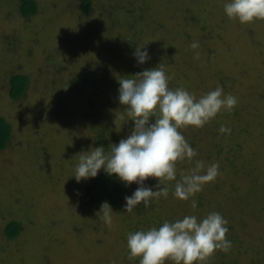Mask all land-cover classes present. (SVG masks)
Listing matches in <instances>:
<instances>
[{"label": "rangeland", "instance_id": "rangeland-1", "mask_svg": "<svg viewBox=\"0 0 264 264\" xmlns=\"http://www.w3.org/2000/svg\"><path fill=\"white\" fill-rule=\"evenodd\" d=\"M38 1L45 4L42 25L40 20H24L17 0H0V117L12 128L0 151V264L54 262L45 246L51 232L61 239L60 252L52 245L63 264H139V258L128 256V233L212 211L228 222L226 238L232 246L225 264H264V20H230L223 11L226 0H94L89 15L80 10V0L70 5V0ZM66 27H71L67 39ZM124 27L131 32V44L121 36ZM84 34L85 50L92 56L100 57L109 45L114 51L88 63L92 77L82 78L81 100L68 93L65 82L61 88L58 82L76 78L73 69L87 64L78 58L79 46L71 43ZM103 40L109 45L103 47ZM193 42L199 44L197 49L190 47ZM143 47L151 59L139 65L133 52ZM121 57L131 63L127 70ZM158 64L170 76V88H186L199 98L219 86L237 98L232 110H222L205 126L180 129L197 152L194 159L206 166L218 163L220 175L188 201L176 199L171 187L175 182L165 181L168 198L147 208L141 204L131 213H112V223L106 225L102 214L85 204L89 179L77 182L71 176L81 152L89 149L94 127L107 128L114 140L132 130L133 122H126L124 106L117 100L118 80ZM14 74L30 79L17 101L9 97ZM94 85L98 109L106 107L105 113L97 111V125L86 97ZM222 125L230 133H220ZM192 166L187 160L177 162V179ZM156 183L151 177L145 181L148 186ZM136 187L128 186L130 194ZM13 220L22 224V231L10 240L4 230Z\"/></svg>", "mask_w": 264, "mask_h": 264}, {"label": "clouds", "instance_id": "clouds-1", "mask_svg": "<svg viewBox=\"0 0 264 264\" xmlns=\"http://www.w3.org/2000/svg\"><path fill=\"white\" fill-rule=\"evenodd\" d=\"M223 11L230 20L240 24L264 20V0H226ZM190 47L197 49L199 44L193 42ZM196 55L199 58V53ZM133 57L139 65L151 59L145 47L135 48ZM170 79L162 64L121 77L117 100L124 106L126 122H133L130 134L111 144L107 152L103 146L82 151L71 176L80 182L97 177L103 170L125 187L135 183L136 189L124 197L123 210L128 213L141 204L147 208L153 201L168 198L169 185L165 181L175 182L171 187L176 199L188 201L220 175L218 163L206 166L202 160L194 159L197 152L180 129L205 126L222 110H232L237 98L225 94L219 86L197 98L186 88H170ZM219 131L230 133L231 130L222 125ZM185 160L193 166L182 171L177 179V162ZM150 177L156 179L155 185L145 184ZM191 207H197L194 199ZM98 212L106 225L112 223L113 210L108 202H103ZM227 223L216 211L201 218L190 214L165 220L159 226L128 233V256L139 258V264H165L166 261L202 264L217 250L224 253L230 250Z\"/></svg>", "mask_w": 264, "mask_h": 264}, {"label": "trees", "instance_id": "trees-1", "mask_svg": "<svg viewBox=\"0 0 264 264\" xmlns=\"http://www.w3.org/2000/svg\"><path fill=\"white\" fill-rule=\"evenodd\" d=\"M19 3V13L21 15V17L26 20L27 22L29 21H35L38 22V20H40L41 25L44 23L43 20H41V9L43 7H45V4H42V1H38V0H17ZM93 1L94 0H80V10L85 13L86 15H89L91 10H92V5H93ZM58 2L61 4L62 2L65 3V0H58ZM69 5L70 2H74V0H70L68 1ZM67 2V3H68ZM72 4V3H71ZM58 8V6H57ZM69 10V11H68ZM66 10L72 13L73 10H71V8L69 7V9ZM107 14H111V11L107 10ZM74 18V15H73ZM129 19L133 22L136 20H133L134 18H131L129 16ZM128 19V20H129ZM109 20L113 21V19L109 18ZM114 23V22H113ZM130 22L126 21L125 24L128 27V25ZM115 24V23H114ZM109 25V24H108ZM60 26V24H59ZM110 26V25H109ZM108 27V26H107ZM61 28V26H60ZM67 29L66 31V39L69 36V31L71 29V27H66ZM35 29H38L35 28ZM64 31V32H65ZM64 32L62 31V33L64 34ZM95 35H99L97 33V30H94ZM93 33V32H92ZM131 32L128 28L124 27L123 29V33L121 34V36L123 38H125L127 41H129V44H131L132 42L129 40H132L131 37ZM85 38H86V34L82 35V36H78V38L74 39L73 42H71L73 44V46L75 48H78L79 46V57L78 58H85L87 59V64L84 65V67H77L74 68L73 71H77L76 73V78H71L67 77V81L71 80L73 81L72 84H67L66 80H59L60 82H58V84L61 86H63L62 82H65V86H68V93H70V95H72L73 97H78L80 96V99H82L81 92H82V87H83V77H86L87 74L92 77L90 68L91 65L88 64L89 62L92 63L93 59H96L97 61L99 60H104L106 59L109 55L108 52L112 53L113 47L109 44H105V40L102 41L103 43V47H106L107 45L110 46V48H105L104 49V53L102 55H100V57H94L92 56L89 52H87L85 50V48H87V46L85 45ZM79 39H83V42H79ZM114 40V38H113ZM105 41V42H104ZM108 41V40H107ZM110 43L112 44V42L110 41ZM80 44V45H79ZM83 44V46L81 45ZM70 45V43H69ZM106 45V46H105ZM82 47V48H81ZM74 48V49H75ZM73 49V51H74ZM123 59V64H124V69L127 70V68L131 65L130 61L128 58L125 57H121ZM30 79L28 75L25 74H14L10 77V88H9V97L11 98V100L13 101H17L19 100L21 97L24 96V94L26 93V91L28 90L29 87V83ZM82 84V85H80ZM75 85V86H73ZM73 86V87H72ZM78 87H79V91H78ZM91 91L93 92L92 94H86V97L89 98V102H88V111H90V116L91 119L93 121V123L95 125H97L100 121V112H104L105 113V106L104 108L98 109L99 105V99H98V95H99V91L97 90V88L95 87V85L92 87ZM84 93V92H83ZM81 94V95H80ZM63 99V98H62ZM62 103V101H61ZM64 105V104H63ZM99 111V113L97 112ZM96 113V115H95ZM91 135H90V140L92 141L90 144H88L89 146L87 148L90 147H98V146H103L105 148V151H109L111 144H115L117 143V141L119 142L118 139L114 140L111 137L110 132L107 131V128H99L96 130V128L94 127L91 131ZM12 134V128L10 126V124L2 117H0V151L4 150L7 146V143L11 137ZM87 141V138L86 140ZM89 149H87L86 151H88ZM40 172L39 170H37V173ZM25 178V176L20 180L19 183H23L22 180ZM130 192L128 190V187H125L124 184L122 182H120L119 180H117L115 178V176L109 177L107 174H105L103 172V170L100 171V173L97 175V177L95 178H90L88 183H86V190H85V198H86V205L87 207L91 210V211H95L96 214H99L100 212V206L103 202H108L113 210L114 214H122V212H124L123 207L125 204V200L124 197L125 196H130ZM10 211H15L14 209L10 208ZM16 212V211H15ZM84 226V224H83ZM66 228V227H65ZM76 229H78V227L76 226ZM95 229V228H94ZM5 235L8 239H15L18 237V235L21 233L22 231V224L18 221H10L6 227H5ZM93 232H98L97 229L93 230ZM55 232H51L49 235H47V237H45V242H47L46 249L48 251V253L50 255L54 256L55 261H47L48 264H63L64 262L61 261V258L58 257V255H54V253L56 251H59L60 245H61V239H59V237L57 236V234H54ZM98 235H100L98 233ZM59 241V244L56 242ZM56 248V251L54 250L55 248H53V245ZM52 245V246H51ZM65 250H67L68 247V243H66L64 245ZM60 252V251H59ZM230 252V250H229ZM48 253H46L48 255ZM83 255V254H82ZM225 255L226 253L217 250L216 253H214L213 255H211L210 257L207 258L206 263L203 262V264H225Z\"/></svg>", "mask_w": 264, "mask_h": 264}]
</instances>
